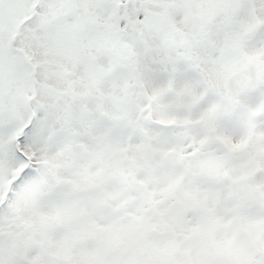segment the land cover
<instances>
[{
  "label": "snow or ice",
  "instance_id": "6c2138e0",
  "mask_svg": "<svg viewBox=\"0 0 264 264\" xmlns=\"http://www.w3.org/2000/svg\"><path fill=\"white\" fill-rule=\"evenodd\" d=\"M0 264H264V0H0Z\"/></svg>",
  "mask_w": 264,
  "mask_h": 264
}]
</instances>
